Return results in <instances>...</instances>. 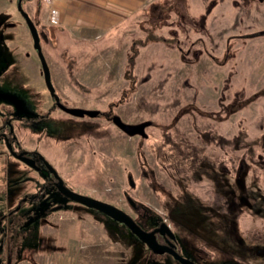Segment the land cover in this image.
<instances>
[{"label": "rangeland", "instance_id": "rangeland-1", "mask_svg": "<svg viewBox=\"0 0 264 264\" xmlns=\"http://www.w3.org/2000/svg\"><path fill=\"white\" fill-rule=\"evenodd\" d=\"M14 2L0 0L1 19L16 16ZM187 2L149 0L111 44L80 46L76 53L68 46L73 38L59 35L49 40L55 28L43 24L46 4L27 3L31 18L36 17L46 34L43 53L55 92L65 106L107 111L128 124L153 123L146 130L147 139H142L124 135L102 118L83 119L92 125L88 130L83 129L84 122L62 119L71 126L63 130V139L49 134L41 137L40 152L78 194L114 203L131 213L123 197L127 192L164 218V206L171 200L167 193L177 196L184 178L190 192L204 202L211 200V183L205 178L193 180L182 165L184 158L196 154L205 167H212L219 161L227 166L245 154L244 144L236 150L221 147L209 138L211 134L222 139L237 135L241 142L252 143L263 137L264 0ZM25 63L1 76L0 99H13L12 91L22 89L28 96L42 93L48 101L38 60L31 55ZM8 88L11 92H6ZM18 133L26 144L36 140L35 135ZM260 140L253 148L255 157L264 152ZM2 162L0 157V191L5 188ZM242 181L244 186L254 182L264 194V170L248 172ZM27 183L28 187L25 183L21 188L31 190L35 183ZM27 217L28 246H37L41 238L45 242L12 264L146 263L142 246L94 212L66 204L60 211L28 212ZM262 222L247 215L239 220L242 232L248 234L264 227ZM186 236L185 232L181 238Z\"/></svg>", "mask_w": 264, "mask_h": 264}, {"label": "flooded vegetation", "instance_id": "flooded-vegetation-1", "mask_svg": "<svg viewBox=\"0 0 264 264\" xmlns=\"http://www.w3.org/2000/svg\"><path fill=\"white\" fill-rule=\"evenodd\" d=\"M29 2L38 3L40 0H20V6L35 25L38 43L43 53L46 34L39 28L36 17L35 20L31 18L26 7ZM17 4L18 0H15L16 16L11 14L3 19L0 18V78L14 66L23 68L24 64L26 65L25 61L32 55L38 60L39 75L45 85L32 36L21 12L18 11ZM22 27L24 31L21 30ZM28 44L31 51L28 49ZM47 66L51 81L50 67L48 64ZM10 90L8 88L6 92ZM12 92L13 99H0V113L5 111V114H0V157L3 159L1 165L5 186L4 190L0 191V264H12L14 260H23L28 257L30 250L42 248L41 243L44 240L42 238L39 239L40 243L37 246L32 244L28 246L29 232L25 226L28 212L49 214L60 211L66 204L104 216L108 221L120 226L137 245L145 249L143 252L146 258L145 264H264V233H260L264 232V227H256L248 234L242 232L239 223L243 215L255 217L264 223V194L261 188L254 182L244 186L242 181L248 172L253 173L255 169L264 170V153L254 157L253 146L245 145L243 147L245 154L237 161H231L232 163L227 166L219 161L210 164L212 167L208 165L205 167V164L197 159V167L186 170L191 173L193 180L201 181L205 178L211 183V200L204 202L190 192V184L184 178L180 184L182 189L181 191L179 189L177 196L171 192L167 193V197L171 200L164 206L166 212L164 218L160 217L159 213L137 203L127 192L123 193V197L131 213L120 209L114 203L100 200L122 210L132 220L139 233H151L155 247L153 250L126 225L69 198L68 192L77 193V191L38 148V142L44 135L49 134V137L52 136L59 141L65 137L62 135L63 130L67 131L71 126L66 124L67 127L62 119L84 122L83 129L88 130L86 128H91L92 125L87 124L83 119L102 118L112 124L111 118L114 114L98 110V114L94 117L74 116L60 105L65 108L79 107L65 106L60 99L59 105L48 90V101L42 98V93L28 96L23 94L22 89ZM82 126L79 130H83ZM20 131L32 137L35 135L36 140L33 138V143L26 144L24 138L19 136ZM262 136L264 143V135ZM209 138L221 147L228 145L235 150L241 148L237 147L240 143L237 135L222 139L216 134H211ZM45 163L54 169L57 176ZM34 175L39 180H36ZM27 182L35 183L31 185V190L25 189L26 186L28 187ZM25 183L26 186L22 189L21 186ZM29 207L31 210H28ZM185 232L187 236L181 238ZM222 255L227 260H224Z\"/></svg>", "mask_w": 264, "mask_h": 264}, {"label": "crops", "instance_id": "crops-1", "mask_svg": "<svg viewBox=\"0 0 264 264\" xmlns=\"http://www.w3.org/2000/svg\"><path fill=\"white\" fill-rule=\"evenodd\" d=\"M147 2L149 0H52L44 2L47 15L43 24L55 28L48 36L51 41L59 35L69 40L73 38L68 46L71 53H76L80 46L99 48L111 44L123 34L125 23L138 18L141 7ZM152 6L155 8L156 4ZM73 47L77 49L73 51Z\"/></svg>", "mask_w": 264, "mask_h": 264}, {"label": "water", "instance_id": "water-1", "mask_svg": "<svg viewBox=\"0 0 264 264\" xmlns=\"http://www.w3.org/2000/svg\"><path fill=\"white\" fill-rule=\"evenodd\" d=\"M17 8H18V11L21 12V14H22V16H23V18L27 24L29 32L32 36L34 48L37 52V55H38V58H39V61L41 64V69L43 72V78H44L46 88H47L48 92L50 93V95L54 98V101L60 105L59 97L54 92V87L52 86V83L50 81L49 69H48L45 57L40 50V46L38 43V34L36 31L35 25L33 24L29 15L26 12L22 11L21 6H20V0H18ZM60 107L63 108L64 110H66L71 115H74V116L87 115L90 117H94L99 112L98 110H85V109H81V108H65L62 105H60ZM111 122L117 129H119L125 135H127L129 137L139 136L143 139L148 137V134L146 132V128L151 126V124H152V122L149 120L141 121V122L134 123V124H128V123L123 122L118 115H113L111 118ZM45 164L49 168V170L52 171L56 175V172L54 171V169L51 168L48 163H45ZM129 185H130V187L133 186V182L131 179H129ZM67 196H69V198H71L73 201H75V202H77V203H79L85 207L97 210L98 212H101V213L105 214L106 216L112 218L114 221L120 222V223L126 225L129 229H131L133 232H135L149 247H151L153 250H155L154 239L152 237V234L151 233L150 234L139 233L140 231L137 230V228L134 226L132 220L122 210L118 209L117 207H115L111 204L100 201L98 199L88 197V196H84L81 194H77L74 192H68ZM129 200H130V198H129Z\"/></svg>", "mask_w": 264, "mask_h": 264}, {"label": "trees", "instance_id": "trees-1", "mask_svg": "<svg viewBox=\"0 0 264 264\" xmlns=\"http://www.w3.org/2000/svg\"><path fill=\"white\" fill-rule=\"evenodd\" d=\"M132 53H133V52H132ZM133 54H135V53H133ZM262 95H264V91H262ZM260 139H261V140H260ZM260 139H256V140H255V143H252V142H250V141H249V142H248V141H247V142H246V141H244V142L242 141V142H241L242 139H240V138L237 136V140H238V142H240L241 144L247 145V146H249V147H250V146H253V147H252V152H253V156H254V157H255V149H253V148H254L256 142L259 141V140H260V143H258V144L260 145V148H261V143L263 142V138L261 137ZM239 140H240V141H239ZM240 143H239V144H240ZM263 153H264L263 151H260V152H259L260 155H263ZM197 159H198V157H196V154H195V156H193V157L189 156L188 158H184V159H183L184 161H183L182 165H184L186 169H190V170H191L193 167H197Z\"/></svg>", "mask_w": 264, "mask_h": 264}, {"label": "built area", "instance_id": "built-area-1", "mask_svg": "<svg viewBox=\"0 0 264 264\" xmlns=\"http://www.w3.org/2000/svg\"><path fill=\"white\" fill-rule=\"evenodd\" d=\"M45 3H51L52 0H44Z\"/></svg>", "mask_w": 264, "mask_h": 264}]
</instances>
